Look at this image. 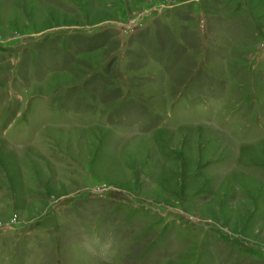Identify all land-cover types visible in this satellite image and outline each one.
I'll use <instances>...</instances> for the list:
<instances>
[{"label": "rangeland", "instance_id": "374dc122", "mask_svg": "<svg viewBox=\"0 0 264 264\" xmlns=\"http://www.w3.org/2000/svg\"><path fill=\"white\" fill-rule=\"evenodd\" d=\"M0 264H264V0H0Z\"/></svg>", "mask_w": 264, "mask_h": 264}]
</instances>
